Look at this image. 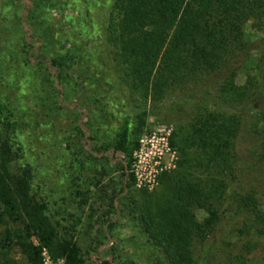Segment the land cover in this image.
<instances>
[{
	"label": "trees",
	"instance_id": "trees-1",
	"mask_svg": "<svg viewBox=\"0 0 264 264\" xmlns=\"http://www.w3.org/2000/svg\"><path fill=\"white\" fill-rule=\"evenodd\" d=\"M77 2L84 7L76 13L84 29L77 30L78 36L86 46L108 48L110 75L128 91L136 90L139 81L146 82L152 94L190 83L170 99L175 109H168L182 131L176 167L160 175V194L135 207L154 254L162 256L164 264H199L190 249L195 235L209 254L204 264H244L247 255L264 253V35L248 41L242 28L250 18L262 24L264 0ZM95 8L100 17H91ZM254 51L261 52L257 79L238 84V72L250 64ZM70 60L66 55L45 58L46 69L84 90V77ZM135 109L134 120L125 117L112 142L95 148L119 163L121 193L134 185L129 172L132 152L142 132L151 128L146 105ZM5 120L0 116V146L4 155L14 156L20 175L14 181L7 160L0 161V222L7 216L23 224L4 229L2 247L15 248L26 264H43L44 249L62 257L64 264H83L84 254L74 238L57 235L58 224L49 221L47 203H32L31 151L16 142L20 135ZM228 177L239 180L242 190L235 185L227 192ZM198 207L208 212L202 221L195 217ZM227 211L230 216H223ZM115 224L109 222L108 230ZM218 228L229 229L226 240L218 237Z\"/></svg>",
	"mask_w": 264,
	"mask_h": 264
},
{
	"label": "rangeland",
	"instance_id": "rangeland-1",
	"mask_svg": "<svg viewBox=\"0 0 264 264\" xmlns=\"http://www.w3.org/2000/svg\"><path fill=\"white\" fill-rule=\"evenodd\" d=\"M77 1L0 0V116L19 133L16 142L28 145L31 151L32 203H47L49 221L58 224L57 235L74 238L84 254L83 264H164L162 256L152 251L135 212L136 206L162 192L161 185L151 191L133 185L121 193L119 163L111 161L108 152L98 153L95 148L112 142L123 119L127 117L132 122L137 113L135 105L144 104L147 121L152 119L150 129L160 128L161 124L172 129L164 172L175 169L182 131L172 118L175 113L170 110V116L168 109H175L170 99L190 83L152 94L150 86L139 81L136 90L128 91L110 75L108 48L86 46L82 36H78L77 30L84 29L76 13L84 7ZM96 11L95 8L91 17H100V11ZM260 20L250 18L244 22L242 28L248 41L263 37L264 20L262 24ZM260 53L252 52L250 64L238 72V84L246 78L257 79ZM63 55L71 56L72 68L78 67V74L83 75L84 90L74 80L57 78L46 69L45 58ZM158 98L162 100L158 102ZM1 133L0 124V142ZM1 160H7L9 174L15 181L20 175L18 163L13 155H4L0 146ZM229 178L227 192L235 185L241 189L239 180ZM19 199L17 194L18 202ZM194 213L198 221L208 215L204 207L195 208ZM223 216L230 214L227 211ZM113 220L116 224L108 230L107 224ZM22 224L19 218L4 216L1 220L0 264H26L15 248L1 245L4 229H19ZM228 224L233 225L232 221ZM229 233V229L216 230L221 240H226ZM190 249L199 264L205 263L204 255L209 257L197 235ZM44 250L43 264H64L62 257ZM221 255L222 252L217 259ZM247 257L244 264H264L263 252Z\"/></svg>",
	"mask_w": 264,
	"mask_h": 264
},
{
	"label": "built area",
	"instance_id": "built-area-1",
	"mask_svg": "<svg viewBox=\"0 0 264 264\" xmlns=\"http://www.w3.org/2000/svg\"><path fill=\"white\" fill-rule=\"evenodd\" d=\"M152 126V119L148 121ZM142 132L132 152L129 172L134 185L149 191L159 185V177L166 169L164 156L170 150L172 129L166 124ZM43 250L42 256L45 255ZM63 259V258H62ZM64 263V260H63Z\"/></svg>",
	"mask_w": 264,
	"mask_h": 264
}]
</instances>
